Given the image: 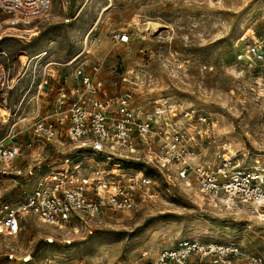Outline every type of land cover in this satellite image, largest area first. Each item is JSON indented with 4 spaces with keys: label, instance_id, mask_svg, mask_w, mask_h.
<instances>
[{
    "label": "rangeland",
    "instance_id": "1",
    "mask_svg": "<svg viewBox=\"0 0 264 264\" xmlns=\"http://www.w3.org/2000/svg\"><path fill=\"white\" fill-rule=\"evenodd\" d=\"M7 19L0 13V51L20 80L7 95L14 116L0 125V139L15 122L23 126L33 100L50 102L54 80V88L38 96L45 62H37V56L44 51L70 81L65 63L73 56L102 60L109 92L119 79L117 68L142 67L155 76L156 93L217 119L229 139L240 145L259 139L261 113L248 96L241 69H246L247 42L264 32V0H52L50 13L30 25H6ZM122 31L129 32V42L115 41ZM55 145H47L54 165L67 154L66 146ZM161 189L159 197L130 212L104 210L91 227L78 231L30 221L17 236L0 238V264H23L20 257L28 252L33 259L27 264H45L50 256L67 257L70 264H134L177 248L184 239L238 248L193 254L191 264H264V219L252 205L212 206L183 185ZM1 193L0 200L23 195L17 187ZM11 250L16 258L9 260Z\"/></svg>",
    "mask_w": 264,
    "mask_h": 264
},
{
    "label": "built area",
    "instance_id": "2",
    "mask_svg": "<svg viewBox=\"0 0 264 264\" xmlns=\"http://www.w3.org/2000/svg\"><path fill=\"white\" fill-rule=\"evenodd\" d=\"M51 8L52 0H0V13L9 18L3 23L11 26L30 25ZM114 39L127 43L130 34L122 31ZM6 56L0 51V107L9 110L10 120L14 112L7 95L20 78L12 74ZM81 57L65 63L70 81L47 51L37 56V62H45L38 96H46L55 83L56 88L49 103L29 102L23 126L15 122L0 139V197L12 187L23 191L19 199L0 200V238L17 236L30 221L59 230L91 227L104 210L130 212L159 197L163 186L175 184L193 189L208 205L250 204L264 219V32L247 42L246 69H241L248 96L261 113L259 139L241 145L229 139L217 119L156 93V78L148 70L117 68L120 76L109 92L103 61ZM21 63L28 67L23 58ZM6 122L0 111V125ZM56 143L66 146L67 154L54 165L47 159V145ZM27 183L30 189L24 188ZM46 240L53 243L54 237ZM237 250L184 239L177 248L134 264H191L193 254ZM7 256L16 258L13 250ZM32 259L29 252L20 257L23 264ZM45 264L70 262L50 256Z\"/></svg>",
    "mask_w": 264,
    "mask_h": 264
},
{
    "label": "bare ground",
    "instance_id": "3",
    "mask_svg": "<svg viewBox=\"0 0 264 264\" xmlns=\"http://www.w3.org/2000/svg\"><path fill=\"white\" fill-rule=\"evenodd\" d=\"M13 29H14V27H13ZM0 111H1V116L4 120V122H6L8 120V116L10 115L9 110L5 107H0Z\"/></svg>",
    "mask_w": 264,
    "mask_h": 264
}]
</instances>
